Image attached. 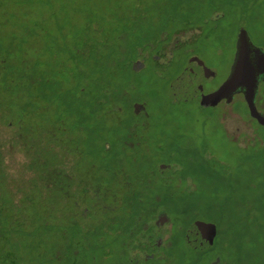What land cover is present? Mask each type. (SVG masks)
Returning a JSON list of instances; mask_svg holds the SVG:
<instances>
[{"label":"rangeland","instance_id":"1","mask_svg":"<svg viewBox=\"0 0 264 264\" xmlns=\"http://www.w3.org/2000/svg\"><path fill=\"white\" fill-rule=\"evenodd\" d=\"M138 11L151 44L168 22L175 30L184 18L200 20V33L177 36L198 34L185 47L199 59L188 65L213 73L201 82L205 93L228 77L239 29L264 52V0H0V71L9 72L4 83L0 76V264H140L131 259L143 258L131 217L141 227L160 210L173 224L166 261L145 264H212L215 257L264 264V128L250 121L240 96L202 107L194 95L199 77L182 72L186 55L167 68L146 61L138 73L130 50L117 51L113 66L99 61L113 42L128 47L138 37L120 35ZM105 67L112 72L100 76ZM89 99L101 113L93 122ZM137 101L147 118L131 129ZM115 103L119 115L109 110ZM255 104L264 113V87ZM105 146L106 158L89 153ZM180 160L184 175L171 181L181 186L168 191L157 169L175 170ZM122 183L141 195L144 213L127 203ZM197 222L217 229L214 248L203 254L186 243Z\"/></svg>","mask_w":264,"mask_h":264},{"label":"flooded vegetation","instance_id":"2","mask_svg":"<svg viewBox=\"0 0 264 264\" xmlns=\"http://www.w3.org/2000/svg\"><path fill=\"white\" fill-rule=\"evenodd\" d=\"M239 30H238V32H239ZM245 31L247 32L246 29H245ZM238 32H237V34H238ZM197 35L193 36L191 39H185V38L180 39L179 36L175 35L170 40H168L166 37H164L162 35L163 37L159 38L157 42L153 43V45H151L149 48L144 47L143 50L140 51V53L136 55L135 59H133L131 69L133 70L134 73H138V72L142 71L146 66V63H145L146 61L150 62L151 65L156 66V67L167 68V67H170L171 64L174 62V58L177 59L181 55H184V56L186 55L188 62H187V65L185 66V69L182 72L187 77L190 74H193V75L195 74L199 77L198 78L199 83H198V85H195V87H194V91H195L194 95H195L196 99L197 100L199 99V101H200L201 94H209V93L217 90L218 87L216 89L210 91V92L205 93L203 91V86H204L203 83L206 79H209L213 76L212 71L210 69H207L205 67V65L202 64L201 61H200V64L203 65L202 67H199V65L197 63H192V64L188 65L191 62V60H193L194 57H196L197 61L199 62V59H198L197 55L193 52V50L185 47V46H188V44L193 43V41L196 40ZM247 35H248V33H247ZM248 37H249V35H248ZM236 39H237V37H236ZM249 39H250V37H249ZM171 44H172V47H170ZM136 64L138 65V69L134 68V65H136ZM179 75H178V77H179ZM201 82H203V83H201ZM196 84H197V82H196ZM260 86L264 87V74H261L259 76L254 102L256 101V98L258 97V92H259ZM236 95L242 97L241 102L246 104L245 100H244L243 91L241 90V92H239L233 96L231 101L224 100V101H221L218 105H220V104L221 105L222 104H226V105L232 104L236 98ZM125 96H126V92H124L123 94L120 93V100L124 99ZM132 103L133 104L130 105L132 107V109L130 107V111H132L131 114H132V119L134 120V124L131 125V129H134V128H137L138 120L140 118H143V119L147 118V116L144 114L145 109H139L137 111H135V109H134V104H143V103L138 102V101L132 102ZM255 107H256V104H255ZM246 108H247V106H246ZM122 111H123V108L118 105L116 110H114L113 112L115 114L119 115L122 113ZM247 112L249 115L248 109H247ZM257 112L260 115L264 116V113L260 109L259 110L257 109ZM250 121H252L256 125L258 124V126L264 128V124H259L258 121L256 119L252 118L251 116H250ZM171 169H172V165L159 164V167L157 169L159 178L163 179L164 182H169L171 180V178L174 177L173 173H175L176 168H175V170H171ZM161 211L162 210H160V213H161ZM162 216L163 215H161L159 218L157 215L155 217V219H152L143 225L142 230L145 233V235H141V237H142L141 241H144V242L148 241L149 247H147L144 244V242L142 243L139 241L140 243L137 247V250L140 251L141 257H143V258L131 256V259L136 258L138 260H141L142 262L140 264H145V263H148L150 261H153L154 263H159L160 261H166L165 256H162V251L166 247V242H167V240H169V237L172 234L171 229H172L173 224L168 217H162ZM210 224H212V223H210ZM166 226H169V229L165 230L164 228ZM185 232H186V230H185ZM216 236H217V229H216V234L213 238V243L210 246H205V244L209 241V239H206L205 235L202 234L198 230V228H194L193 234H189L188 239L186 238V243H188V245L190 247H193L194 250H197L199 252L207 251L209 249L211 250L212 248H214ZM220 263H221V260L218 257H215L212 261V264H220Z\"/></svg>","mask_w":264,"mask_h":264},{"label":"water","instance_id":"3","mask_svg":"<svg viewBox=\"0 0 264 264\" xmlns=\"http://www.w3.org/2000/svg\"><path fill=\"white\" fill-rule=\"evenodd\" d=\"M261 74H264V52L251 43L247 32L242 28L237 34L235 57L228 77L217 90L201 94L199 103L205 108L216 107L221 101H231L233 96L242 90L249 115L259 124H264V116L257 112L254 102ZM144 108L143 104H134L135 111ZM161 215L167 217L164 211H161L158 217ZM195 228L209 239L205 246H210L216 234L215 225L197 222Z\"/></svg>","mask_w":264,"mask_h":264},{"label":"trees","instance_id":"4","mask_svg":"<svg viewBox=\"0 0 264 264\" xmlns=\"http://www.w3.org/2000/svg\"><path fill=\"white\" fill-rule=\"evenodd\" d=\"M141 15H145V14H142V13H140V11H138L137 12V14H136V17L133 19V22H131L130 24H125V25H120V26H123L124 28H125V30L124 29H121V31H120V35L121 36H126V34H127V32H128V34L127 35H129V34H131V35H137L138 37H136V38H133V39H131V40H129V45H128V47L126 46H123L122 45V47L120 46V44H121V42L120 41H118V44L119 45H116L114 42H113V45H112V47H110V49H106L105 51H103V52H101V54L100 55H98L96 58L97 59H99V61H102V59H103V56H104V59H108L109 61L111 60V66H113V62L112 61H116L117 62V60L118 59H116L115 60V57H114V55H115V53L117 52V51H120L121 53H122V51H126V50H130V51H132L133 52V54L134 55H137V54H139L140 53V51H142L143 50V48L145 47V48H149L151 45H153V44H151L150 42H151V40H149V39H146V37H149L148 35L146 36V35H143V34H141V32H140V30H139V24H141L142 22H144L143 20H141ZM170 21V20H169ZM199 23H200V20H197L196 19V17H193V18H184V19H182V21H181V23H180V25L179 26H181V28L180 29H177V28H175V30H172L171 28H169V27H167V26H172L171 24H170V22H168L167 24H165V26H163L162 27V29H160L159 31H157V33H156V38H161V37H166L168 40H170V39H172L175 35H178V34H180L181 32H185V31H189V30H198L199 31V33H200V30H201V27L200 26H202V25H199ZM201 24V23H200ZM169 28V29H168ZM172 31V32H171ZM163 35V36H162ZM142 39H144V41H145V43L142 41ZM109 43L111 44V42L109 41ZM9 49H11V47L9 48ZM106 53H107V55H106ZM98 61V62H99ZM121 61V60H120ZM132 63H133V60L132 61H130L129 62V64H130V69L132 68L131 67V65H132ZM3 62H0V66H3ZM110 67V66H109ZM109 67H105L104 69H103V71L101 72V69H100V76L102 75V74H104L105 75V71H107V72H109V74L112 72L111 71V69L109 68ZM3 69L4 68H1V70L2 71H0L2 74L0 75L1 76V79H2V81H3V83L4 82H6V79H7V76L9 75V72H5L4 73V71H3ZM4 76H5V78H4ZM107 79L106 80H109V78L108 77H106ZM5 80V81H4ZM106 82V84H109V83H107V81H105ZM59 85H62L61 83H59ZM81 90L82 89H79V92H81ZM124 92H121V94H123ZM44 98H45V96H44ZM102 98H103V95H102V91H100L99 92V97H97V99H96V101H98V100H100V101H102ZM106 102H108V99L106 98V99H104ZM112 103V102H111ZM114 103V102H113ZM84 107H85V109L87 110V119H89L90 120V122H93L92 121V119H95L96 118V116H97V114L100 116V114L101 113H99V112H96L95 111V108H94V105H93V101L91 100V99H89V100H87L86 102H85V105H84ZM118 107V104H111V106H110V108H109V110L110 109H114V110H116V108ZM89 110V111H88ZM74 115V110H73V113H71V115ZM76 128L75 127H73V130H75ZM91 134V136H93L95 133H94V131L92 130V129H90V130H88ZM74 132V131H73ZM75 133V132H74ZM107 150V148H106V146L105 147H102V149H101V151H100V153H95V152H89L90 154H92L93 156H95V155H97V156H99L100 158L103 156V154H104V156H105V158H106V153H105V151ZM102 155V156H101ZM170 158H173L174 157V154H171L170 156H169ZM105 158H104V161H105ZM103 161V162H104ZM182 167V168H181ZM185 167H186V164H183V161L182 160H180L179 162H176V170H175V173H173V175L175 176H183L184 174H181L182 172H183V170L185 169ZM174 181H169V182H165V187L169 184V186H170V188H171V183H173ZM178 185V186H181V184L179 183V182H174V185ZM122 187L125 189V190H128L130 193H131V195H129V196H127V197H124L125 199H127V203H130L131 204V202L136 206V207H138V214L140 213V214H142V213H144V211H142L140 208H141V206H142V204H143V201H142V199H141V195L139 194V193H137L136 191H134V190H131L129 187H127V185L126 184H124V183H122ZM169 188V189H170ZM169 189H167V187H166V190H168V191H171V189L169 190ZM90 194L92 195V196H96L97 194H98V192H99V185H94L93 187H91L90 188ZM170 194V193H169ZM129 198V199H128ZM115 201V200H114ZM115 202H117V201H115ZM159 208H162V207H160L159 206ZM131 219L133 220V223L132 224H134V230H137L138 231V234H134L133 233V229H130L129 230V234H134L135 236H138V239H142V237L140 236V234H141V232L143 231L142 230V227H143V223H142V226L140 227L139 226V222H140V217L138 216V215H136V216H133L132 215V217H131ZM178 227V226H177ZM141 242V241H140ZM208 251V250H207ZM207 251H202L201 253L203 254V253H206ZM166 259V258H165ZM167 259H169V260H171L172 258L170 257V254L167 256ZM149 263H154L153 261H150Z\"/></svg>","mask_w":264,"mask_h":264}]
</instances>
